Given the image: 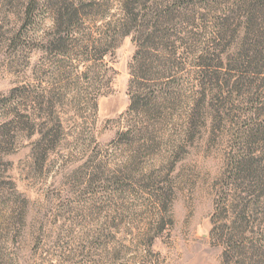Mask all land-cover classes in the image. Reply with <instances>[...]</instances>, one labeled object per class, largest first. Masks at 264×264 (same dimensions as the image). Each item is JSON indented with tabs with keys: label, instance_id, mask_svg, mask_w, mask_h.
<instances>
[{
	"label": "rangeland",
	"instance_id": "obj_1",
	"mask_svg": "<svg viewBox=\"0 0 264 264\" xmlns=\"http://www.w3.org/2000/svg\"><path fill=\"white\" fill-rule=\"evenodd\" d=\"M59 1L0 0V264H224L218 235L235 233L240 205L264 218L261 15L248 0H193L205 17L200 8L172 17L177 56L140 93L170 87L166 127L180 146L134 151L120 137L134 35L105 58L96 98L93 63L50 45ZM76 1L108 17L98 26L120 12L116 0ZM226 9L236 13L202 75L193 53L214 39ZM47 94L53 104L39 102Z\"/></svg>",
	"mask_w": 264,
	"mask_h": 264
},
{
	"label": "trees",
	"instance_id": "obj_2",
	"mask_svg": "<svg viewBox=\"0 0 264 264\" xmlns=\"http://www.w3.org/2000/svg\"><path fill=\"white\" fill-rule=\"evenodd\" d=\"M248 1L251 3L247 5L253 7L264 20V0ZM116 2L120 12L113 15L115 19L107 22L105 27L103 24L98 26L99 22L108 18L98 15L101 12L100 9L87 13L85 8L88 5L78 3L76 0H63L60 7L53 12L50 45L56 53L72 54V52L81 51L83 62L93 63L91 68L93 74L90 79L98 88L95 91L98 98L104 95L102 90L106 86L104 83L110 72V68L105 66V58L111 50L116 51L125 38L134 35L136 52L131 64L130 108L124 117L129 127L120 133V137L130 142V148L134 151H154L162 147L164 141L172 151H176L180 143L173 140L172 129L168 130L166 127L169 124L167 119L175 109L174 93L170 92V87L165 89L157 87L148 95L140 92L146 90L149 78H154L153 76L158 74L162 66L171 70L169 64L164 63L170 60H164V58L171 59L177 56L178 42L175 36L177 30L172 24V17H175L176 13L195 12L196 8L202 9L205 12L203 17H205L207 9L200 7L199 4L190 3L193 0H116ZM98 5L92 0L90 6L93 8ZM221 12V17L216 21L217 30L214 39H211L208 44L203 43L202 49H195L193 53L197 55V66L204 71L201 72L202 75H205V71L209 68L206 62L210 60L212 49L217 43L226 39L230 28L229 18L232 13H236V9H226ZM86 20L94 23L93 28L84 27ZM163 50L166 53H163ZM164 54L165 56H162ZM258 54L263 60V53ZM88 69L84 75H91ZM206 98L207 93L204 92L203 97L194 106L193 111H196L194 117L199 116L202 103ZM51 101L52 97H48V94L46 97L43 95L39 100L41 104ZM250 203L240 205V221L234 223L238 226L233 225L235 233L226 237L222 232L223 229H220L218 237L225 238L223 241L227 246L223 255L224 264H264V218H254L253 207L256 206ZM167 218L162 216L161 224L159 223L161 229L167 227L169 222ZM213 235H215V229ZM2 242L5 243L6 240L3 238Z\"/></svg>",
	"mask_w": 264,
	"mask_h": 264
}]
</instances>
